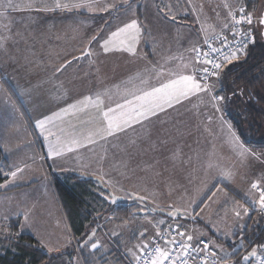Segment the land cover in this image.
Returning <instances> with one entry per match:
<instances>
[{"label": "crops", "instance_id": "1", "mask_svg": "<svg viewBox=\"0 0 264 264\" xmlns=\"http://www.w3.org/2000/svg\"><path fill=\"white\" fill-rule=\"evenodd\" d=\"M34 1V5L28 4L25 9H34L38 16L37 26L44 43L43 48L38 47L37 59L46 65L53 57L57 61L50 81L59 86L58 90H53L62 99L59 101L64 104L62 107L68 104V114L76 119L95 110L70 108L85 96L108 92L109 96L103 97L105 104L114 107L123 102L126 88L158 87L170 78V72L191 73V61L195 57L191 50L208 39L194 15H163L158 3L151 0H127V3L95 0L93 11L57 9L54 7L56 0ZM243 1L239 0L234 12ZM60 2L72 4L78 0ZM164 2L169 4V0ZM105 5L114 7L104 11ZM185 6L191 12L190 2L185 0ZM132 20H136L140 28L135 54L115 49L105 53L101 47L103 41ZM231 24L229 17L228 27L222 32ZM64 55L74 57L63 58ZM184 64L190 67L185 70ZM153 69L162 70L163 75L158 77ZM138 74L147 80V85L140 84L136 79ZM41 84L44 85L42 81ZM62 107L56 112L60 113ZM219 108L217 111L213 107L206 94L192 96L124 132L106 139L94 136V144L84 140L83 146L61 155L72 157V160H62L65 167H57V170L64 171L53 174L57 177L75 174L82 180H90L92 197L97 198L98 212L106 217L105 221L118 222L114 217L124 206H132L133 212L140 209V204L147 206L146 210L151 211L147 213L149 220L156 214L170 216L173 210L170 206H173L180 208L181 214L177 218L165 217L168 221L161 227L178 224L193 236L191 243L207 241L212 252H217L219 246L237 248L236 253L245 254L247 247L252 245L251 233L259 225L256 204L252 203L257 195L256 190H251V184L261 181V186L264 185V146L245 142L227 117L224 101ZM94 113L98 116V124L89 132L102 126L99 113ZM232 133L238 141L233 139ZM238 144L248 149V153L242 156ZM45 159L42 156L41 162ZM223 173L231 175L226 178ZM49 182L59 203L52 182ZM33 184V181L19 182L0 190L14 195L17 189L32 188ZM15 187L20 188L13 189ZM112 196L117 197L116 204L110 202ZM239 206L248 208L249 215L242 219L235 217L233 209ZM255 246L258 256L262 246L252 245V248ZM255 260L256 257L252 264ZM239 263L244 264L243 260Z\"/></svg>", "mask_w": 264, "mask_h": 264}, {"label": "rangeland", "instance_id": "2", "mask_svg": "<svg viewBox=\"0 0 264 264\" xmlns=\"http://www.w3.org/2000/svg\"><path fill=\"white\" fill-rule=\"evenodd\" d=\"M151 1L158 3V10L163 15H194L195 19L200 21V27L207 38L230 31L233 21L230 28L222 32L225 29L224 25L229 23V9L225 8L224 4L231 5L234 11L239 3V0H186L192 6L189 12L185 0H169L167 5L164 4V0ZM13 3L17 9H7L6 17H0V45H3L0 47V149L8 162L7 167L3 169V175L20 167L23 171L18 173L15 182L8 187L19 182L27 184L33 181L34 184L32 188L26 186L17 189L14 195H8L9 192L0 193V219L4 221L3 217L7 215L11 220L21 215L18 227L20 233L32 235L40 246L43 241L45 244L58 247V252L50 253L47 248L41 246L50 257H53L49 264H133L135 259L129 250L138 254L141 250L138 246L147 244L164 227H161L163 223H167L165 217L172 216L156 214L149 220L147 213L151 211L146 210L147 206L140 204V209L128 214L125 221H121L119 217L123 213H117L114 218L118 222L113 223L105 221L106 217L99 214L97 198L85 196L82 206L79 207L83 229L81 233H77L72 228L69 212L66 206H61L59 201L57 203L49 182L51 177H54L53 172L64 171L57 170V167H65L62 160L71 161L72 157L49 158L48 144L44 138L48 133L46 131L41 135L36 127V121L52 117L45 125L46 129L54 133L48 137L49 140L60 137L62 141L70 143L76 138L82 143L86 140L89 130L97 127L98 116L94 109L87 111L80 119L71 117L68 111L56 112L64 105L60 103L62 99L53 90L54 88L58 90L59 86L50 81L53 79L57 61L53 57L49 65H46L40 58L37 59L36 52L39 53L38 47L43 48L44 41L39 35L36 12L34 9H25L28 4L34 5L35 1L13 0ZM241 4L236 7L235 14L240 7L244 8V1ZM261 8L262 0H258L254 12L244 8L254 17L252 25L259 26L258 16ZM65 57L71 59L74 56L64 55L63 58ZM261 96L264 99V91H261ZM67 105L62 109H67ZM262 106L264 111V103ZM262 124L264 126V121ZM42 156H45V162H41ZM89 199L93 204L92 208ZM94 206L97 214L94 212ZM127 210L129 212L130 209ZM25 213L28 214V221L21 229L20 221L21 224L25 223L23 215ZM161 221L163 223H160ZM93 230L95 236L92 242H98L100 247L91 250L90 242L88 247L82 248ZM140 233H145V236L141 237ZM253 248L251 247L245 255ZM216 250L217 259L223 257V260H228L227 258L239 260L237 248L227 249L218 246ZM225 253L229 255L226 256ZM254 258H251L248 264H251Z\"/></svg>", "mask_w": 264, "mask_h": 264}, {"label": "snow or ice", "instance_id": "3", "mask_svg": "<svg viewBox=\"0 0 264 264\" xmlns=\"http://www.w3.org/2000/svg\"><path fill=\"white\" fill-rule=\"evenodd\" d=\"M127 3V0H124ZM95 0H78L76 3L67 4L61 3L60 0H56L54 7L57 9L60 8H86L89 11L95 10L94 8ZM108 7H114V5H105L102 10L107 11ZM225 8L229 9L228 15L231 17L234 25H241L242 23H247L251 25L253 23V17L251 14L246 13L243 7L238 9L241 15L237 18L235 12L232 10L231 5L228 3L224 4ZM7 9L16 10L17 6L13 3V0H0V17H6ZM174 18V17H173ZM258 23L264 26V17H261ZM225 28L228 27V24L224 25ZM140 34V28L137 25L136 20H132L131 23L126 24L124 27L119 28L117 31L112 32L111 35L105 39L101 45L103 51L108 53L115 50H123L131 54H135V43L138 42V37ZM233 37L239 35L240 40L237 41L238 47L233 48L232 45L227 41V37L220 39V43L223 47H214L212 44H208L209 51H203L201 48L196 47L191 51L195 53L194 59L191 61V73L186 74V71H177L170 72L169 79L166 82H161L158 87H139L135 90L125 89L122 96V103H116L114 107L108 106L105 104L103 97L109 96L108 92L96 93L94 96H85L82 100L77 101L76 104L71 105L70 108L78 109L80 111L95 109L100 116L102 126L96 129L95 131H90L86 137L87 143L94 144L96 140L94 136H99L100 139H106L109 136H114L117 133L124 132L128 128H131L134 124L142 123L143 121L149 120L151 117L157 116L158 113L166 111L168 108H172L175 105L181 104L183 101L188 100L192 96H199L201 93L209 96V100L212 103L213 107L220 111L219 104L221 101L226 99L225 96L217 95L215 93V84L210 83L209 80L211 77H216L219 80L221 75V70L224 68L225 64H231L233 61L238 59V53L243 51V48L247 46V43L252 39L251 32H239L234 31ZM95 39V38H93ZM207 44V39L205 40ZM3 47V45H0ZM90 54V53H87ZM182 59V58H181ZM199 65V67H197ZM183 69L187 70L190 65L184 64ZM156 72L157 76L163 75L162 70ZM136 79H139L141 85H147V80H145L139 74ZM243 90L233 91L232 95L242 96ZM62 112H67L68 109H62ZM55 115V114H54ZM52 120V117H45L43 119L36 121V127L40 130V134L44 135L47 131L48 135H45L44 138L48 144V157H59L65 152H71L75 148L83 146L79 139L73 138L70 143H66L61 140L60 137H56L55 140H49L48 137L54 135L50 129H46L45 125ZM231 126L229 125V129ZM234 140L238 141V137H235V133H232ZM240 149V154L243 156L248 153V149H245L242 144L237 145ZM211 166V165H210ZM23 169L17 167L15 170L4 173V182L0 183V188H5L9 184L14 183L17 179L18 173L22 172ZM223 175L228 178L231 173H223ZM251 190H256L258 192V200H253L252 203L259 205V211L264 213V186H261V181H255L251 184ZM223 192V189L219 190ZM216 193H213L215 196ZM226 196L227 193H224ZM110 202L112 204L117 203V197H110ZM195 205V201L192 202ZM173 208L169 212V215L173 218H177L181 214L180 208ZM235 217L242 219L243 216L249 215V209L239 206L238 208L233 209ZM24 222L20 224V228L23 229L28 221V214L25 213ZM4 221L9 220V216L5 215L3 217ZM160 223H163L161 221ZM9 224H4L0 226V234H3L5 238L11 239L13 237H18L19 232L12 233ZM180 225H176L177 234L181 237H184L186 233L178 231ZM171 231V227L169 228ZM114 235L116 233H113ZM141 237L145 236V233H140ZM157 235L160 236L165 241V245L172 244L183 250V257L189 255L190 250L206 253V256L202 258V264H208V257L212 258V264H220V261L223 260V257L219 259L216 258L215 252H209V242L200 241L203 243L202 249L194 248L193 244L190 243L193 241V236L188 234L186 239L188 243L177 242L175 238L168 239L161 232H157ZM95 236V230L92 231L91 235L88 236L87 240L84 241V244L81 246L88 247L90 243V249L96 250L100 247L98 242H92L93 237ZM41 246L47 248L48 252L59 251L58 247L50 246L41 241ZM143 252L142 255H138L136 252L130 253L134 257L136 264H177V261H180V264H187L186 259H182L179 253L176 256H173V249L168 247H161L159 244H156L152 251L149 252L148 244L138 246ZM225 255H229L225 253ZM144 256H147V259H144ZM257 257V249L253 248L250 253L245 255L242 259L244 264H248L251 258ZM258 264H264V256L259 257Z\"/></svg>", "mask_w": 264, "mask_h": 264}, {"label": "trees", "instance_id": "4", "mask_svg": "<svg viewBox=\"0 0 264 264\" xmlns=\"http://www.w3.org/2000/svg\"><path fill=\"white\" fill-rule=\"evenodd\" d=\"M244 3V8L247 11L254 12L258 0H244ZM140 10L141 7L138 5L139 15L141 14ZM258 27V24L253 25V40L241 54H238V59L229 65L225 64L221 70L220 81L215 77L210 83L215 84V93L217 95L226 97L224 103L227 117L240 137L252 146L261 147L264 146V126L262 124V121H264V111L262 110L264 99L261 96V91H264V42L259 36L260 30L258 31ZM234 90H243L244 94L242 96H233ZM7 163V159L0 149V183H3L5 179L3 169L7 167ZM77 179L79 181H76ZM88 181L90 180H82L75 174L51 177L59 202L61 206H66L72 222V228L77 233H81L83 229L79 207L83 204V197L89 196L90 198L93 192L92 186ZM4 192L5 190H0V193ZM89 200L92 208L93 204L91 199ZM127 208L132 209V206H124L117 210L120 211L119 213H123V215L119 216L121 221H125V217H128L133 212L131 209L128 212ZM96 210L94 206V212L97 214ZM6 223L11 226L9 230L12 233L19 232V218L8 221L0 219V226ZM250 240H252V245L262 246L258 253L259 256L264 248V226H262L260 217L259 225L251 233ZM252 245L247 247L245 253L249 251ZM244 256L245 254L238 253L239 260L227 259L229 264L230 262L232 264H241L239 262L243 260ZM258 256L254 264H256ZM52 259L53 257H50L30 234L20 233L18 237L11 239H7L3 234H0V264H49Z\"/></svg>", "mask_w": 264, "mask_h": 264}, {"label": "built area", "instance_id": "5", "mask_svg": "<svg viewBox=\"0 0 264 264\" xmlns=\"http://www.w3.org/2000/svg\"><path fill=\"white\" fill-rule=\"evenodd\" d=\"M246 12V11H245ZM247 13V12H246ZM250 14V13H249ZM241 15V13H239V11L236 13L237 18H239V16ZM252 15V14H251ZM253 17V15H252ZM254 19V17H253ZM234 31H239V32H251V37L252 39L247 43V46L243 48V51L249 46V44L252 42L253 40V35H254V31H253V25H249L247 23H242L241 25H234V23L231 26L230 31H228L227 33H223L220 34L218 36H215L213 38H209L207 39L208 43L204 42L202 43V45L199 46V48H201L203 51H209L208 48V44H212V46L214 47H223V45L220 43V39L223 37H227V41L232 45L233 48L238 47L237 45V41L241 39V37L239 35L235 36V38L233 37V32ZM242 51V52H243ZM242 52L238 53L241 54ZM197 67H199V65H197ZM215 77H211L209 82L212 81V79H214ZM264 186V185H263ZM257 193V200H258V192ZM256 208H257V212L258 215L260 217L262 226H264V213L259 211V205L258 203H256ZM171 227V231H169V228ZM178 231L180 232H184L182 229H178ZM159 232H161L165 237H167L168 239L171 238H175V240L179 243V242H185L188 243L187 239H186V235L184 237H181L180 235L177 234V229L175 226L170 225V226H166L164 228H162ZM200 241H204V240H200ZM200 241L198 242H193V246L196 249H202L203 248V243H200ZM207 242V241H205ZM191 243V242H190ZM149 245L148 251L151 252L152 248L156 245L159 244L161 247H168L169 249H173V256H176L177 253H179L181 255L182 259H186L187 260V264H202V258L206 256V253L204 252H197L194 250H190L189 255L187 257H183V250L179 247H177L176 245H172V244H168L165 245V241L164 239H162L160 236H158L157 234L155 236H153L147 243ZM209 252H212L210 245H209ZM138 255H142L143 256V252L140 250V252L138 253ZM264 256V248L261 252V254L258 256L256 264H258V259L259 257ZM144 259H147V256H144ZM133 264H136V261H134ZM141 264H143V260L141 261ZM177 264H180V261H177ZM208 264H212V258L208 257ZM220 264H228V261H220Z\"/></svg>", "mask_w": 264, "mask_h": 264}, {"label": "water", "instance_id": "6", "mask_svg": "<svg viewBox=\"0 0 264 264\" xmlns=\"http://www.w3.org/2000/svg\"><path fill=\"white\" fill-rule=\"evenodd\" d=\"M261 17H264V0H262V8L258 16V21ZM259 28H260V36L264 42V26L259 24Z\"/></svg>", "mask_w": 264, "mask_h": 264}]
</instances>
